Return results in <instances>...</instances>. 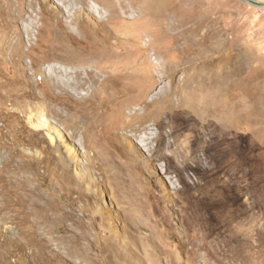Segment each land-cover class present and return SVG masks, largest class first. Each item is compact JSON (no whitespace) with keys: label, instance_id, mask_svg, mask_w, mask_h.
I'll use <instances>...</instances> for the list:
<instances>
[{"label":"rangeland","instance_id":"374dc122","mask_svg":"<svg viewBox=\"0 0 264 264\" xmlns=\"http://www.w3.org/2000/svg\"><path fill=\"white\" fill-rule=\"evenodd\" d=\"M42 1L46 9L61 11L57 0ZM132 1L124 0L130 11L123 13L127 34L121 39L133 41L138 30L144 53L162 70L166 60L171 65L201 58L207 32L221 47L224 72L231 71L236 82L228 86L227 77L225 98L210 112L225 130L222 142L203 128L205 106L215 100H199L204 95L196 91L175 117L158 108L150 113L163 119L150 131L167 134L174 147L184 144L189 166L181 152L168 150L170 160H152L136 139L135 156L117 139L128 154L122 157L126 170H116L100 162L111 157L106 149L93 152L83 128L90 113L82 118L80 111L64 109L65 116L55 117L37 101L25 119L32 129L21 134L18 120L26 101L6 104L0 96V264H264V6L249 0H142L140 13ZM25 8L24 18L11 21L0 0V79L26 75L40 91L45 75L30 63L31 56L14 63L2 51L28 24L30 7ZM85 14L100 27L97 18ZM102 34L99 29L98 38ZM152 42L157 46L146 50ZM167 42L173 47L165 48ZM27 48L23 44L21 52ZM32 54L43 55L39 47ZM179 77L159 82L154 92L165 83L176 85ZM107 94L93 98L97 110L92 111L99 116L111 103ZM128 95L115 105L135 94ZM56 108L62 111L61 105Z\"/></svg>","mask_w":264,"mask_h":264},{"label":"bare ground","instance_id":"6f19581e","mask_svg":"<svg viewBox=\"0 0 264 264\" xmlns=\"http://www.w3.org/2000/svg\"><path fill=\"white\" fill-rule=\"evenodd\" d=\"M3 1L9 8L7 13L11 21L16 22L24 18L25 6L30 7V10L28 16L25 17L28 24L22 31L9 37L3 45L2 51L8 54L10 61L14 63L21 62L25 55L31 56L30 63L38 65L39 70L45 75L43 82L46 86L40 91L35 88L38 83L35 84L28 80L26 75L0 79V96L6 104L26 101V104L22 105L24 114L19 116L18 120L21 124L18 128L21 134L29 133L32 129L25 121L26 115L32 113L37 107V101H42L46 106L47 113L55 117L65 116L64 109L68 112L80 111L82 118L90 113L91 119L83 120V128L84 132L92 139L93 152L96 154L99 152L96 150L101 148L111 154L108 159H105L106 156L101 157V164L124 171L125 161L122 160V157H127L128 153L122 151L115 140H125V146H123L129 148V151H132L135 156L132 139H136L153 158L152 160H170L172 154L167 151L172 150L181 152L182 159L184 158L183 164L187 167L186 146L179 144L174 147L175 142L168 141L167 134L150 131L152 124L158 123L162 126L161 120H163H159L157 117L153 118L150 113L153 109L158 108L160 113L175 117V114H181L183 100L191 98L196 91H200L204 95V97L200 95L202 98H197V95V99L201 100L205 96H210L216 102L214 105L212 103L213 106L209 104L205 106V113L203 112L205 118L201 115L204 118L203 128L206 133L218 140L221 136L223 138V134H226L217 120L211 117L210 112L212 107L219 108L221 100L225 98H223L225 95L223 94L225 93L223 83L227 77L228 86H236V82L231 71L227 74L224 72L221 47L212 41L211 32L205 34L204 54L201 58L192 57L183 64L172 63L171 65L166 60L167 68L162 70L157 62L152 60L150 54L144 53L145 47L139 40L138 30L132 34L133 41L121 39L123 34H127L125 31L126 22L122 19L123 13L127 14L130 11L124 0L117 2L97 0L100 4L99 7L95 6L91 0H57L60 5L62 4V8L58 6L61 11L46 9L42 0ZM132 2V9H139L141 13L143 10L142 0H133ZM86 11L91 17L98 19L99 28L86 16ZM99 29L104 31L102 38H98ZM99 35H101L100 32ZM112 39L116 41L111 42ZM23 44H27L26 52H21ZM164 45L168 49L173 47L170 42L164 43ZM153 46H157V43L148 44L146 50ZM38 47L43 53L40 58H36L32 54ZM177 73H180V77L176 85H173L172 82L165 83L164 87L167 88L165 94L162 92L164 87L157 93L154 92L159 82L168 77L175 78ZM60 75L72 76V78L63 80ZM182 76H186L185 79H180ZM9 86L13 88L20 86V88L16 91L7 90L6 87ZM110 87L113 88V92H109ZM81 88L86 90L85 94L80 92ZM101 91L110 94L111 103L107 106V111L99 116L95 111H92L94 109L92 103L94 102L93 98ZM129 93L135 94L134 97L125 98L115 105L116 99L126 97ZM67 97L74 103L69 101L70 99L66 100ZM85 101H89L91 104L85 107L82 105ZM204 104H206L205 101ZM55 105H59V107L61 105L62 111L61 108L55 109ZM171 119L173 120V118ZM81 121L80 118L76 119L75 124L79 125ZM134 158L136 159V157Z\"/></svg>","mask_w":264,"mask_h":264},{"label":"water","instance_id":"95a60500","mask_svg":"<svg viewBox=\"0 0 264 264\" xmlns=\"http://www.w3.org/2000/svg\"><path fill=\"white\" fill-rule=\"evenodd\" d=\"M249 1H251L252 3H254L256 5H263L264 6V2L257 1V0H249Z\"/></svg>","mask_w":264,"mask_h":264}]
</instances>
